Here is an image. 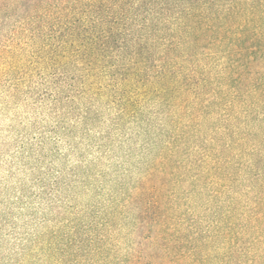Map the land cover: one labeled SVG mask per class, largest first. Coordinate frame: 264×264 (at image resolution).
<instances>
[{"label":"trees","instance_id":"trees-1","mask_svg":"<svg viewBox=\"0 0 264 264\" xmlns=\"http://www.w3.org/2000/svg\"><path fill=\"white\" fill-rule=\"evenodd\" d=\"M0 264H264V0H0Z\"/></svg>","mask_w":264,"mask_h":264}]
</instances>
